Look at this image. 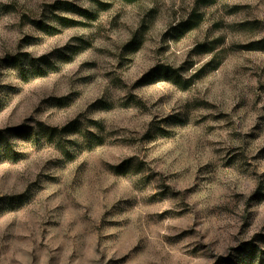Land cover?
<instances>
[{"label": "rangeland", "instance_id": "1", "mask_svg": "<svg viewBox=\"0 0 264 264\" xmlns=\"http://www.w3.org/2000/svg\"><path fill=\"white\" fill-rule=\"evenodd\" d=\"M263 37L264 0H0V264H264Z\"/></svg>", "mask_w": 264, "mask_h": 264}, {"label": "trees", "instance_id": "2", "mask_svg": "<svg viewBox=\"0 0 264 264\" xmlns=\"http://www.w3.org/2000/svg\"><path fill=\"white\" fill-rule=\"evenodd\" d=\"M126 1L136 2L138 0H126ZM62 4H68V3L67 2H62ZM69 22L73 23L74 20L69 19ZM245 47H246V49H249V50H263L264 51V37L261 38V39H258L256 41H252V42L248 43ZM15 59H20V58H15ZM162 72H165L169 76H175L176 77L175 78L176 79L175 80L176 83H178V84L183 83V81L179 78L178 70H176V69H174V68H172L171 66H168V65H161V66L157 67L156 69H154L152 71V73L148 75L149 80L147 82H149L150 79H154V80L158 79ZM58 133H61V131L58 130L57 128L53 127L51 129V134L52 135H56Z\"/></svg>", "mask_w": 264, "mask_h": 264}]
</instances>
